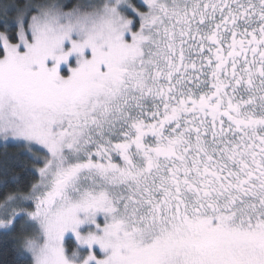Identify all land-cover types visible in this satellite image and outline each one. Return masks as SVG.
Segmentation results:
<instances>
[{"label":"snow or ice","instance_id":"obj_1","mask_svg":"<svg viewBox=\"0 0 264 264\" xmlns=\"http://www.w3.org/2000/svg\"><path fill=\"white\" fill-rule=\"evenodd\" d=\"M8 239L18 264H264V0L0 4Z\"/></svg>","mask_w":264,"mask_h":264},{"label":"trees","instance_id":"obj_2","mask_svg":"<svg viewBox=\"0 0 264 264\" xmlns=\"http://www.w3.org/2000/svg\"><path fill=\"white\" fill-rule=\"evenodd\" d=\"M4 0H0V4H3ZM17 5H22L24 0H15ZM65 74V72H63ZM11 151V150H10ZM73 241L68 239L67 246L71 247ZM13 241L8 239L6 242H0V264H18V258L13 252Z\"/></svg>","mask_w":264,"mask_h":264},{"label":"rangeland","instance_id":"obj_3","mask_svg":"<svg viewBox=\"0 0 264 264\" xmlns=\"http://www.w3.org/2000/svg\"><path fill=\"white\" fill-rule=\"evenodd\" d=\"M65 2L66 3H70V2H72V0H65ZM68 63L72 67H75L76 66L75 59L74 58H70ZM63 72H65V74H63ZM59 73H60V75L65 76V77L67 75H69L68 66H66L64 64H61V66L59 67ZM87 227H90V226H82L80 230L81 231H85ZM68 239H71V234H68ZM71 240L73 241V245H74L75 244V241L73 239H71ZM82 251H86V249H84Z\"/></svg>","mask_w":264,"mask_h":264},{"label":"clouds","instance_id":"obj_4","mask_svg":"<svg viewBox=\"0 0 264 264\" xmlns=\"http://www.w3.org/2000/svg\"><path fill=\"white\" fill-rule=\"evenodd\" d=\"M6 2H7V0H4V3H6ZM4 3H3V4H4Z\"/></svg>","mask_w":264,"mask_h":264}]
</instances>
